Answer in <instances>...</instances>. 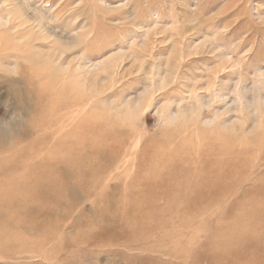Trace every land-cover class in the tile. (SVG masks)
<instances>
[{
    "label": "rangeland",
    "instance_id": "1",
    "mask_svg": "<svg viewBox=\"0 0 264 264\" xmlns=\"http://www.w3.org/2000/svg\"><path fill=\"white\" fill-rule=\"evenodd\" d=\"M71 133L68 162L100 171L84 188L56 165V207L29 182L40 193L0 226V264H264V0H0V162H56ZM206 147L242 153L243 180L213 197L165 192L223 157L200 161ZM168 172L164 193H145ZM10 176L0 168L1 188Z\"/></svg>",
    "mask_w": 264,
    "mask_h": 264
},
{
    "label": "bare ground",
    "instance_id": "2",
    "mask_svg": "<svg viewBox=\"0 0 264 264\" xmlns=\"http://www.w3.org/2000/svg\"><path fill=\"white\" fill-rule=\"evenodd\" d=\"M48 91H49V89H48ZM51 94L52 93H50V95ZM41 108H42L41 106H38V109L37 108L35 109L36 120L42 118L41 112H40L42 110ZM46 122L48 123V121H44V120L42 122H38V123H37V121L34 122V124L32 125L33 128L32 129L29 128L30 130H27L26 134H24V135L25 136H29L34 131H42V130H44V128H46L45 127ZM75 132L77 133L79 131H75ZM62 136H63V134H62ZM77 136H78V134H77ZM77 136H74L75 138H72V133H71V134H68V137H63L62 140L59 137V139L56 141V145H57V147H63V148H61L62 149V155H58V158H57L56 162H55V159H52L50 161V158H51L50 157V158H47L44 163L43 162L42 163H38V161H37V162L32 163V164H29V163L28 164H24L26 166V168L23 167V171H20V167H19L23 163L20 164L19 166H18V164L16 166L15 165L9 166V165H7L6 163H4L2 161L0 162V168L1 169H4L5 172H8L12 176L14 175L13 176L14 178L12 176H10V178L6 181L7 188L4 189L3 187L2 188L0 187V210L3 211L2 215L5 216L4 219L0 220V226H2L3 223L5 225L9 226L10 222L12 223V221H13L12 212L17 209L16 206L19 205V207H20V206H22L24 204H28V207H29L30 206L29 205L30 204V200L27 201L26 198L28 196H30V197L36 196V195H38L40 193V189L41 188L39 186L35 185L34 183H33L34 184L33 186L31 185L29 187L28 186L29 182L41 181L42 183L48 185L49 189L52 190V191H55L54 195H56V198H54V200L56 202H52L51 204L55 205V207L59 206L61 204V199L63 197L62 195H63V193L65 191V185L62 182V180L59 182L58 180L49 178V173L53 174V173H58L60 171V167L57 168L56 165H59L61 163L63 165H65V164L70 165L74 169V171L76 173L77 180L81 183L80 186L86 188L87 184L94 178V175L97 174L100 171V169L102 167V164L100 162L94 163V162L91 161L87 165H84L82 163V161L79 162L81 158H79L78 162H74V163L68 162V157L74 155L73 151L75 149V142L78 139ZM81 136H82V134H81ZM83 137H84V135L81 137V140H82ZM17 140H19V138ZM81 140H79V142ZM16 141H14L13 143L19 144ZM44 142H45V139L41 140V142L38 141V143L30 145V146H28L26 148L24 147V149L20 153H18L16 155L14 154L15 156H13L12 160L14 162H15V160H17V161L21 160L20 163L23 162L22 161L23 159H25L26 157L29 158L30 156H32L30 152H31V150L34 147H38L39 148V147H41L44 144ZM2 148H4V147H0V152L1 153L6 150V148H4V149H2ZM207 148L208 147L203 148L205 153L201 152V156L198 154L200 156V158H198V159H200V161H202V160H204L206 158V156H207L206 153L209 151V150L207 151ZM211 148H213V147H211ZM259 148H260L259 150L261 151L264 147H259ZM224 150H225V147L222 148V149H219V150H214V151H217L216 153H221L222 154L224 152H227V151H224ZM214 151H211V154H212V152L214 154ZM261 152H263V151H261ZM166 153H168V152H166ZM189 153H192V152H189ZM163 154L161 153L160 155H162V157H164ZM174 155H176V154H174ZM174 155H173V157H174ZM151 156H152V154H151ZM222 156L223 157L218 156L216 159H212L213 161H210L208 163V166H202L201 169L194 170L195 168H197V167H195L190 172L188 170L189 167L186 168V172L189 171V175L186 174V172L185 173L183 172V174H184L183 177H185V179H183L182 183H181V181H178L175 185L173 184V186L168 187L169 190H167L165 192L170 194V196H172V195L173 196H175V195L176 196H185L184 194L186 193V191L189 194L195 195V196H212L213 197V196H217L219 194L221 195V193L225 191V188L223 187V185L229 184V186H230V184H233V183L237 184V183H239V182H241L243 180V179H241L242 177L239 178V179H235V174L239 170V164H238L237 160L238 159L240 160V158L243 157V154L242 153H232V154L224 153V155H222ZM154 157H155V155H154ZM175 157H174V159H175ZM183 157H184V154H183ZM85 158L86 157L84 156V158H83L84 161L87 160ZM159 158H161V157L159 156L158 159ZM142 159H143V157H142ZM165 159H167V158H165ZM155 160H156V158H155ZM164 160H162V161H164ZM245 160H248V159L245 158L244 161ZM168 161L174 162V160H172V159H170ZM138 162L140 163V160ZM157 163H159V162H157ZM165 163H168V162H165ZM141 164H142V162H141ZM90 165H91V167L88 168V166H90ZM186 165H188V164H186ZM49 171H51V172H49ZM152 172H153V170H152ZM157 172H158V170H157ZM42 173H48V174L47 175H42ZM136 174H138V173H136ZM174 176H175L174 174L170 175L169 172L164 176V179H159V178L156 179L157 177L154 178V177L150 176V179L152 181L150 182V184H148V186H147L148 188H147V191L145 193L148 194V195H153V196L156 195L157 193H164L163 192L162 182L165 185V183L167 181L169 182V180L173 179ZM239 176H242V173L239 174ZM134 178H135V176H134ZM5 179H7V178L5 177ZM5 179H3V180H5ZM1 184L2 183H0V185ZM165 188H167V187L165 186ZM260 189H262V187H260ZM145 195L143 197H146ZM16 199L20 200V203H18ZM151 206L152 205L149 206L151 209H153L155 207V205H154L153 208ZM9 209H12V210L7 211ZM101 210L103 211L106 219H109L108 217H110L111 211H108V210L105 211V209H101ZM151 219H152V216H149V215L146 214V217L144 215V219H142V220L145 222V221L151 220ZM85 222L88 223L87 221H85ZM83 225H84V223H83ZM150 229H154V227H152ZM7 231H9V230H7ZM8 235H9V232H5L3 234V238L7 237ZM225 258L226 257L224 256V257H222V258H220L218 260L210 261V262L207 259L206 262H207V264H219V263H222L223 261L224 262H229L230 261L229 259H225Z\"/></svg>",
    "mask_w": 264,
    "mask_h": 264
}]
</instances>
